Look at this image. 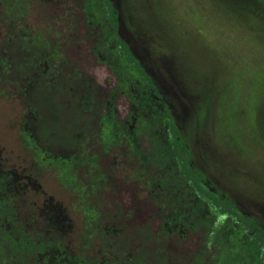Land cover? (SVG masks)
<instances>
[{
    "label": "rangeland",
    "instance_id": "rangeland-1",
    "mask_svg": "<svg viewBox=\"0 0 264 264\" xmlns=\"http://www.w3.org/2000/svg\"><path fill=\"white\" fill-rule=\"evenodd\" d=\"M244 5L245 0H140V9L129 12L138 32L144 33L149 24L139 14L149 15L156 29V33L140 36L156 62L148 70L167 92L178 123L185 129L192 125L196 166L218 191L264 225V39L253 29L264 37V18L255 11L249 13L250 23H244ZM77 8L74 0H0V71L2 67L9 74L17 65L10 60L8 46L13 35L18 38L23 33L27 53L37 51L34 58L41 59L32 64L34 69L50 71L53 65L65 71L76 68L99 86V97L113 92L116 79L98 62L100 57H95L85 15ZM4 45L9 55L3 53ZM202 75L205 86L216 82L217 88L212 119L199 126L203 114L193 116L202 97L207 96L203 85L197 84L202 79L197 76ZM176 76L185 81L193 97L176 89ZM12 79H0V203L13 208L27 231L51 241L36 260L40 264H112L104 250L117 232L102 230L107 234L102 238L103 232L95 230V225L114 208L120 220L118 230L128 235L141 230L139 237L130 240L131 248L157 249L168 262L186 264L190 253L200 247V238L175 230L160 231L161 204L149 199L145 189L149 179L141 177L137 155L128 146L103 147L101 138L108 142L112 134L105 135L101 125L93 132L81 129L86 160L80 168L71 165L68 157L37 148L31 139L32 115L22 93L26 84L19 79L15 86ZM115 108L117 117L124 119L130 103L118 96ZM64 109V117L70 119L72 107ZM66 126L68 129L70 124ZM106 170L110 180L101 173ZM9 225V220L0 219V235ZM88 230H93L92 245L82 246ZM28 260L0 239V264H25Z\"/></svg>",
    "mask_w": 264,
    "mask_h": 264
},
{
    "label": "trees",
    "instance_id": "trees-1",
    "mask_svg": "<svg viewBox=\"0 0 264 264\" xmlns=\"http://www.w3.org/2000/svg\"><path fill=\"white\" fill-rule=\"evenodd\" d=\"M76 1L77 6L82 7L83 15L87 12L92 16L89 19L91 23L85 24L86 34L93 41L94 49L107 57L106 64L117 81L116 92L122 90L130 103L129 115L125 122L116 120V115L111 109L106 116L104 115L109 121L103 131L105 130L107 136L112 135L109 136L111 140L108 142L105 137L101 138V145L128 146L133 154L137 155L136 161L141 169V177L144 178L146 175L149 179L147 190L151 192L152 197L161 202L162 209L159 211L160 217H163L162 230L166 232L175 230L180 234L184 232L199 236L201 248L194 252L190 264H264V231L260 222L248 216L226 193L218 191L206 174L196 166L191 145L194 137L192 125L189 128L187 124L188 127L185 129L178 123L173 108L166 103L165 93L158 88L155 80L143 70L142 65L123 43L119 32L125 26L123 27L121 20L116 19L117 15L122 17V13L115 10L124 9L123 0H119V8L114 7L110 0ZM139 2L140 0H130V9H140ZM248 10L251 9H244L247 17L241 18L244 23H250ZM259 12L262 14V9H258L257 13ZM147 22L149 24L145 31L156 33L153 24ZM125 28L131 29L127 28V25ZM253 29L258 32L261 39H264L257 28ZM23 38V33L18 38L12 36L8 46L12 51L10 60L13 64L17 62V65L15 67L12 65L14 68L10 69L9 74H5L1 67V79L11 76L17 81L16 84L19 79L24 80L27 89L22 88V93L32 115L34 132L32 129L31 133L37 144L56 157H68L71 165L80 168L86 160L81 150L82 142L85 140L81 129L85 127L93 132L99 128L100 125L93 123V120L99 118L102 112L103 98L95 97L96 89L84 95L80 87L83 88L84 85L96 87V84L87 82L85 84V80H80V75L77 76L75 71L68 73L60 69L53 77L52 73L45 76L42 69H36L34 72L30 70L37 51L32 50L33 56L27 55V47L21 41ZM5 45L3 53L9 55L10 52ZM176 77L178 79L176 89L180 92L185 90L193 97L192 91L186 88L185 81ZM189 77L190 80H194V77L190 75ZM197 77H202L199 79L200 83L193 82L199 86L203 85V95L207 91V96L202 97L204 99L199 103L193 116L196 118L198 114H203V121L198 122L201 126L208 119H212L211 106L217 85L216 82L213 84V77L210 80L213 86L203 84L205 79L203 75ZM54 79L58 80L57 86L50 81ZM172 88L174 89L173 85ZM79 91L85 96L81 105ZM226 95H230L229 91ZM67 106L72 107L68 112L70 119L63 115ZM69 124L70 127L67 129L66 125ZM74 124L80 125L74 127ZM125 135L127 138H122ZM101 173L110 180L109 170H106L105 174ZM118 212L120 213L119 210ZM104 215V220H97L95 230L103 232L102 230L110 228L117 232V225L120 226L118 213L113 208L107 210ZM0 216L1 219L10 222L13 219L7 205ZM140 231L128 235L125 230H118L104 250L105 254L110 255L118 264H172L165 258H160L157 249L150 251L144 247L131 248L130 240L139 237ZM90 232L93 230H88L83 236L82 246L92 245L93 237ZM106 235L103 232L102 237ZM0 239L10 247V250H17L21 257H29L25 263L31 264H39L36 260L37 254L51 245V241L47 243L40 235L20 234L11 237L3 233ZM82 262L90 264L87 261Z\"/></svg>",
    "mask_w": 264,
    "mask_h": 264
},
{
    "label": "flooded vegetation",
    "instance_id": "flooded-vegetation-1",
    "mask_svg": "<svg viewBox=\"0 0 264 264\" xmlns=\"http://www.w3.org/2000/svg\"><path fill=\"white\" fill-rule=\"evenodd\" d=\"M110 1H112L113 2V5H114V7H116V8H119V0H110ZM247 2H249L248 4L246 3V0H245V4H246V6L244 5V7H243V9H251V10H248V12L250 13V14H253V13H255V11H258V9H262V14H261V16L264 18V0H247ZM80 3V2H79ZM130 0H123V8L124 9H115L118 13H122V17L120 16V15H117L116 16V19L118 20V21H120L121 20V23H122V25H123V27L125 26L126 27V25H127V28L129 27V28H131V29H126L125 27V29L124 28H122V29H120V34H121V39H122V41H123V43L128 47V49H129V51L133 54V56L138 60V62L140 63V65H142V67H143V70H145L151 77H152V79H154L155 80V83H156V85L158 86V88L160 89V90H162L163 89V87H162V85H160V82H159V79H158V77L157 76H154L153 75V73L151 72V71H149L148 70V66H149V68H154V64L156 63L154 60H153V57L151 56V54L149 55V53L148 52H146V46H145V40H143L140 36L142 35V36H144V37H146V35L148 34V35H150L149 34V32H145V31H143L144 33H141V32H138L137 31V28H136V22H135V18H134V16H133V14H131L130 12H129V10H130ZM74 4L76 5V7H78L77 9H79V12H80V14H82L83 15V13H82V11H81V9H82V7L79 5V6H77V1L76 0H74ZM248 5H250V6H248ZM75 7V6H74ZM254 9V10H253ZM256 9V10H255ZM86 14H84L85 16H84V20H85V24L86 25H89L90 23H91V20H89L90 18H92V16H90L89 15V13H87V12H85ZM257 13V12H256ZM258 13V14H259ZM139 16L140 17H144V18H146V20L147 21H149L151 24H152V22L150 21V18H149V15H143V16H141L140 14H139ZM93 19H94V17H93ZM154 26V25H153ZM145 33H147V34H145ZM149 37H152V36H149ZM25 38H23V40H24ZM23 40H21V41H23ZM24 43V42H23ZM24 46H26V43H24ZM93 50H94V48H93ZM27 51V50H26ZM28 52V51H27ZM26 52V53H27ZM94 54H95V57H100V59L98 60V62L101 64V65H103V66H106L107 67V69H108V71H109V68H108V65L106 64V60H107V57H105L104 56V54L102 55V53L101 52H97L96 50H95V52H94ZM27 55H30V56H32V54H29V53H27ZM35 60H38V61H40L41 59L39 58V59H35ZM34 63H35V61H34ZM33 63V64H34ZM41 66L43 67V64H41ZM37 67H39V65L37 66ZM55 67V68H54ZM37 68H33V66H32V63H31V68H30V70H32L33 72L36 70ZM60 69H61V71H65L64 69H62V68H60V67H56L55 65H53V68H51V70L50 71H47V69L46 70H43V74L45 75V76H48L49 74H51L52 73V76L54 75L55 76V74L56 73H58L59 71H60ZM73 71V73H74V71H75V73L77 72V76H79L80 75V80H85L84 81V83L86 84V82L87 83H95V81L91 78V76H89V75H87L85 72H83V71H81V70H79V69H76V68H73V69H70L69 71H67L68 73H70V72H72ZM109 73H110V71H109ZM152 73V74H151ZM1 75H2V72L0 71V79H1ZM53 76V77H54ZM116 79V78H115ZM47 81H49L48 79H47ZM50 81H52V83L53 84H58V80H50ZM16 82L17 81H15V78L14 79H12V83L16 86L17 84H16ZM82 83V82H81ZM174 83H175V85L177 86V81H174ZM57 84H56V86H57ZM83 84V83H82ZM96 84V83H95ZM172 85H174L173 83L171 84V86ZM59 87V86H58ZM116 87H117V81H116V85L114 86V90H113V92H111V93H107V94H104V95H102L101 97H99L98 96V89H99V86L96 84V87L95 86H91V85H84L83 86V88L82 87H80L81 88V92L85 95V93H87V92H93V91H95V89H96V95H95V97H99V98H103V107H102V112L100 113V116H99V118H97L96 120H93V123L95 122L96 124H98V125H101V126H105V124L109 121V120H107V119H109V118H107V117H105L106 115H107V112L108 111H110V109L111 110H113L114 111V114L116 115V120H118V121H123V122H125L126 121V118L128 117V115H127V117H125L124 119H119L118 117H117V110H116V108H115V100H116V98L118 97V96H120V97H123L126 101L128 100V98H127V96L124 94V92L122 91V90H118L117 92H116ZM169 88L170 87H167L166 88V90H169ZM171 89H173V88H171ZM163 91V90H162ZM173 91H174V89H173ZM81 92L79 91V96H81L80 98H79V105H81V102H82V99L85 97V96H83L82 94H81ZM167 94V92H165V95ZM172 96H176L175 95V93L174 94H172ZM166 97H167V95H166ZM177 97V96H176ZM129 101V100H128ZM166 103L169 105V107H171V105H170V98H166ZM105 115V116H104ZM122 138H127V136L125 135V136H123ZM31 139L34 141V144H35V146L37 147V148H40V149H42V150H44L39 144H37V141H36V139H35V137H34V135L33 134H31ZM145 189H148V183H146L145 184ZM149 192V191H148ZM149 196H150V198L149 199H152V201H155L156 202V204H161V202H158L157 201V198H154V197H152L151 196V192L149 193ZM235 203V202H234ZM236 204V203H235ZM7 205V207H9V209L11 210V216H13V219H14V221H13V219H12V221L10 222L11 223V225H9V228H8V230H7V232H4V235H10L11 237H15V236H18V235H20V234H24L25 236H29V235H32V236H36V235H40V236H42L41 234H39V233H34V232H29V231H27V229L25 228V226L15 217V213H14V210H13V208L12 207H10V205L9 204H6V203H4V204H1L0 203V206H2V209H1V211L0 212H2L3 211V209L5 208V206ZM237 205V204H236ZM238 206V205H237ZM239 207V206H238ZM240 208V207H239ZM241 210H242V208H240ZM244 211V210H243ZM245 212V211H244ZM246 213V212H245ZM247 214V213H246ZM248 216H251V215H249V214H247ZM105 215H103V218H101V220H104V217ZM251 217H253V216H251ZM158 218H160V216L158 217ZM162 218V217H161ZM254 219H255V217H253ZM1 219V218H0ZM2 220V219H1ZM162 220H163V218H162ZM255 220H258L257 218L255 219ZM258 222H259V220H258ZM260 225L263 227V231H264V225L263 224H261L260 223ZM161 227H162V225H161ZM20 229H22V230H20ZM161 232H162V229L160 230ZM165 231V230H164ZM118 232V231H117ZM160 232V237L161 238H163V236L164 235H162V233ZM26 233V234H25ZM103 238V237H102ZM198 248H201V246L200 247H198ZM198 248L194 251V252H196L197 250H198ZM194 252H192V253H190V255H189V259H188V261L186 262V264H190L192 261H193V257H192V255L194 254ZM162 253H164L163 251H161L160 252V254H162ZM110 256V255H109ZM158 256H159V251H158ZM111 257V256H110ZM160 258H165L166 259V257L163 255V256H160ZM111 260H112V264H118V263H115L114 262V259L113 258H111ZM168 261V260H167ZM170 262V261H169ZM25 264H28V263H25ZM40 264V263H39ZM81 264H85V263H83V262H81ZM90 264H99V263H97L96 261L95 262H90ZM120 264H122V263H120ZM162 264V263H161ZM164 264H166V263H164Z\"/></svg>",
    "mask_w": 264,
    "mask_h": 264
}]
</instances>
